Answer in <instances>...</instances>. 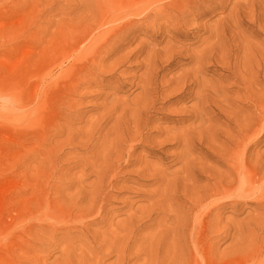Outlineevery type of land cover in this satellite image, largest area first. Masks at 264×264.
I'll use <instances>...</instances> for the list:
<instances>
[{"label":"rangeland","instance_id":"rangeland-1","mask_svg":"<svg viewBox=\"0 0 264 264\" xmlns=\"http://www.w3.org/2000/svg\"><path fill=\"white\" fill-rule=\"evenodd\" d=\"M145 2L0 0V264H264V0ZM88 22L118 49L65 103Z\"/></svg>","mask_w":264,"mask_h":264},{"label":"bare ground","instance_id":"bare-ground-1","mask_svg":"<svg viewBox=\"0 0 264 264\" xmlns=\"http://www.w3.org/2000/svg\"><path fill=\"white\" fill-rule=\"evenodd\" d=\"M150 1V0H149ZM152 1V0H151ZM155 1H159V0H155ZM146 2H147V0H146ZM145 2V3H146ZM161 2V1H160ZM159 2V3H160ZM148 4V3H147ZM154 4H155V2H154ZM145 5V4H144ZM144 5L142 6V8H144ZM133 6V5H132ZM131 6V7H132ZM146 6V5H145ZM152 6V5H151ZM129 7V5L126 7L128 10H125V14H129L130 12V14H133V11H131L132 9L130 8H128ZM141 7V6H140ZM140 7H139V9H140ZM133 8H135V7H133ZM137 8V7H136ZM141 8V9H142ZM149 8V7H148ZM140 9V10H141ZM135 10V9H134ZM139 10V11H140ZM117 9L116 10H114V12H111V13H107V14H105V15H99V16H97L96 17V19H95V23H97V25L98 26H102V25H106L108 22H111V21H113L115 18H117V16H116V14H117ZM147 11V10H146ZM129 12V13H128ZM135 12V11H134ZM119 13V12H118ZM138 13H140V12H138ZM145 13V12H144ZM124 14V13H123ZM134 14H136V13H134ZM137 15V14H136ZM93 16V15H92ZM95 16V15H94ZM91 18H93V17H91ZM82 20H83V18H81ZM84 20H86V19H84ZM88 20V19H87ZM80 21V20H79ZM148 21V20H147ZM81 22V21H80ZM75 23V22H74ZM78 23V22H77ZM83 23V22H82ZM86 23V22H85ZM93 23V22H92ZM94 23V24H95ZM73 24V23H72ZM91 24V23H90ZM116 24V23H115ZM79 25V24H78ZM110 25V24H109ZM70 26H72V25H70ZM73 27V26H72ZM105 27V26H104ZM68 28V27H67ZM94 28V27H93ZM71 30V29H70ZM93 31H94V29H92V25H89V22H88V25L87 26H83V27H81V28H79V29H75V28H73L70 32L73 34V36L71 37H66L65 39H63L62 41H59L57 44H55V40H56V38L53 40L54 41V44H55V46H57L56 48H58V50H60V49H63V48H65V53H64V55H65V57L64 58H68V59H72V61L74 60V61H76V64L75 65H73L72 66V68L69 70V68H68V70H66L65 72H66V76H65V78L63 79V81H64V84H63V93H64V96H65V103H70V104H74L75 102L77 103V101H79V99H80V96H82V95H80L79 94V92L82 90V89H86V87H88V86H91L93 83H95V81H96V79H94L93 77H92V74H93V72H98V75H99V77H102V76H104L105 75V72H104V68H101V66H100V63H101V61L103 60V59H105L108 55H110L111 53H113V49L114 48H117V43H116V41H115V39L114 38H110V35H109V33H102V35L100 36V37H102V39L103 40H101V39H92L91 40V42H89L90 40H87V43L89 44L87 47H85V50L83 51V49L81 50V47L84 45V41L89 37V35L90 34H93ZM92 32V33H91ZM62 35H63V33H61ZM66 34V33H65ZM61 36V35H60ZM63 37H65V36H63ZM71 38V39H70ZM70 39V40H69ZM72 39H73V41H72ZM119 39V38H118ZM84 42V43H83ZM53 43V42H52ZM53 44V45H54ZM123 44V43H122ZM68 46V47H67ZM122 46V45H121ZM67 48V49H66ZM83 48V47H82ZM118 49V48H117ZM199 50V49H198ZM197 50V51H198ZM201 50V49H200ZM204 50V49H203ZM149 55V54H148ZM150 57V59H151V56H149ZM149 57H148V64L151 62L150 61V59H149ZM123 59V58H122ZM128 59V58H127ZM126 59V60H127ZM67 60V59H66ZM123 60H125V59H123ZM122 60V61H123ZM128 61V60H127ZM150 61V62H149ZM62 62H64V61H62ZM120 62V60H118V61H116V64L117 65H123V63H118ZM104 63V62H103ZM145 63V62H144ZM73 64V63H72ZM117 65H116V67H117ZM146 65H147V62H146ZM196 65V64H195ZM100 66V68H98ZM151 66V65H150ZM194 66V65H193ZM59 67V66H58ZM107 67H109V66H107ZM113 67V66H112ZM111 67V68H112ZM119 67V66H118ZM148 67V66H147ZM110 68V67H109ZM145 68H146V66H145ZM147 69H150V67H148V68H146L145 70V74H143V75H145L144 76V79H147L146 77L148 76V74L150 73V76H151V74H153V72L152 71H150V72H148V74L146 73L147 72ZM155 69V68H154ZM109 70V69H108ZM112 70V69H111ZM110 70V71H111ZM115 70V69H114ZM113 70V71H114ZM124 70H126V69H124ZM123 70V71H124ZM151 70V69H150ZM107 71V70H106ZM109 72V71H108ZM107 72V73H108ZM112 72V71H111ZM124 73V72H123ZM122 73V74H123ZM147 74V75H146ZM195 74V73H194ZM62 75V74H61ZM94 75V74H93ZM153 76V75H152ZM152 76H151V79H152ZM198 76V75H197ZM105 77V76H104ZM205 77V76H204ZM58 78V77H57ZM108 78V77H107ZM148 78H149V76H148ZM102 79V78H101ZM108 79H110V78H108ZM99 80V79H98ZM112 80V79H111ZM67 81H69V82H67ZM103 81V80H102ZM98 82H100V81H98ZM142 82V81H141ZM144 82V81H143ZM146 82H147V80H146ZM151 82V81H150ZM96 83H97V81H96ZM111 84V83H110ZM141 84V83H140ZM147 84V83H146ZM152 84V83H151ZM187 84V83H186ZM109 85V84H108ZM141 85H143V84H141ZM95 86V85H94ZM146 87V86H145ZM214 88V87H213ZM205 89V88H204ZM145 90V89H144ZM85 91V90H84ZM83 92V91H82ZM81 92V93H82ZM111 92H114V91H111ZM146 93V92H145ZM144 93V94H145ZM143 94V93H142ZM198 94V93H197ZM77 95H78V97H79V99H76L75 97H77ZM80 95V96H79ZM85 95V94H84ZM197 96V95H196ZM60 97V96H59ZM138 97H142V95H140V96H138ZM199 97V96H198ZM143 98V97H142ZM141 98V99H142ZM61 99V98H60ZM197 99V98H196ZM139 100V99H138ZM62 101V100H61ZM197 101H198V99H197ZM258 102V101H257ZM153 103V102H152ZM64 104V103H63ZM69 104V105H70ZM113 104V103H112ZM118 104V103H117ZM115 105H116V103H115ZM196 105H198V104H196ZM66 106V105H65ZM74 106V105H73ZM110 106H111V104H110ZM119 106V105H118ZM69 107H71V105L69 106ZM69 107H67V108H69ZM62 108V107H61ZM73 108V107H72ZM110 108V107H109ZM134 108V107H133ZM113 110V112H115L114 111V108H112ZM61 110V109H60ZM74 110V109H73ZM107 110H111V109H107ZM116 110V109H115ZM118 110V109H117ZM116 110V111H117ZM120 110V109H119ZM143 111V110H142ZM141 111V112H142ZM105 112H106V110H105ZM107 112H110V111H107ZM124 112V111H123ZM144 112V111H143ZM112 113V112H111ZM119 113V112H118ZM121 113V112H120ZM145 113V112H144ZM194 113H196L195 111H194ZM109 114V113H108ZM135 114V113H134ZM173 114V113H172ZM263 114V113H262ZM63 115V114H62ZM61 115V116H62ZM110 115V114H109ZM115 115V114H114ZM117 115V114H116ZM141 115L142 114H140V117H141ZM121 116H122V114H121ZM120 114H119V119H121L120 117ZM63 118H64V116H62ZM67 117V116H66ZM117 117V116H116ZM118 118V117H117ZM141 120H143V119H141ZM92 121V120H91ZM118 121V120H117ZM140 121V120H139ZM142 122V121H141ZM199 122V121H198ZM202 122V121H201ZM91 123V122H90ZM89 124V123H88ZM143 125V124H142ZM262 126V125H261ZM87 129V128H86ZM142 129V128H141ZM144 129V128H143ZM259 129V128H258ZM138 130H139V128H138ZM255 130V129H254ZM134 131V130H133ZM139 132V131H138ZM87 133V132H86ZM128 133V132H127ZM137 133V132H136ZM140 133V132H139ZM137 134V135H140V134ZM130 135V134H129ZM121 137H122V134H121ZM137 137H139V136H137ZM141 137V136H140ZM132 138V137H131ZM120 139V138H119ZM138 139V138H137ZM230 139V138H229ZM128 140V139H127ZM126 140V141H127ZM135 140V139H134ZM139 140H141V139H139ZM247 140V139H246ZM121 141V140H120ZM138 142V141H137ZM241 142V141H240ZM109 143H111V142H109ZM112 144L113 143H111V144H109L111 147H112ZM241 144V143H240ZM78 145V144H77ZM82 145V144H81ZM244 145V144H243ZM80 146V145H79ZM84 146H87V145H84ZM83 146V148H85ZM109 146V147H110ZM81 148V147H80ZM219 148H220V146H219ZM87 149V148H86ZM85 149V150H86ZM108 149V148H107ZM185 149V148H184ZM236 149V148H235ZM238 149V148H237ZM112 150V149H111ZM127 150V149H126ZM125 150V151H126ZM107 151V150H106ZM131 151V150H130ZM134 152H135V150H134ZM234 152V151H233ZM238 152V151H237ZM106 153H108V151L107 152H105V154ZM129 154V153H128ZM235 154V153H234ZM81 156V155H80ZM79 156V157H80ZM91 156V155H90ZM117 156V155H116ZM232 156V155H231ZM103 157H104V155H103ZM119 157H121V156H119ZM234 157V156H233ZM243 157V156H242ZM128 158V157H127ZM81 159V158H80ZM84 159V158H83ZM103 159V158H102ZM115 159V158H114ZM233 159V158H232ZM104 160V159H103ZM125 160H126V158H125ZM224 160V159H223ZM235 160H236V158H235ZM239 160H241V159H239ZM243 160V159H242ZM117 161V160H116ZM123 161V160H122ZM231 161V160H230ZM237 161V160H236ZM260 161V160H259ZM110 162V161H109ZM124 162V161H123ZM185 162V161H184ZM101 163V162H100ZM104 163H105V161H104ZM103 163V164H104ZM125 163V162H124ZM131 163V162H130ZM257 163V162H256ZM259 163V162H258ZM262 163V162H261ZM261 163H259V164H261ZM235 164V163H234ZM259 164H257V165H259ZM100 165V164H99ZM105 165V164H104ZM104 165H103V167H104ZM232 165H233V163H232ZM250 165V164H249ZM262 165V164H261ZM264 165V164H263ZM101 166V165H100ZM186 166V165H185ZM97 167H98V165H97ZM102 167V168H103ZM105 167H106V165H105ZM108 167V166H107ZM110 167H112V165H110ZM255 168H256V166H254ZM259 167V166H258ZM101 168V167H100ZM100 168H98L99 170H100ZM250 168V167H249ZM253 168V167H252ZM96 170V172L97 171H99V170ZM111 168H109V170H110ZM247 168H246V166H245V164L242 162V163H237V165H235V168H234V172L233 173H235V175H236V177H238L239 178V180H243V178H244V175H245V170H246ZM102 170H104V168L102 169ZM107 170H108V168H107ZM108 170V171H109ZM232 170H233V168H232ZM252 170V169H251ZM253 170H255V169H253ZM105 171V170H104ZM100 172H102V171H99L98 172V175H99V173ZM106 172V171H105ZM115 172V171H114ZM117 172L119 173V171L117 170ZM256 172V171H255ZM264 172V171H263ZM111 173V172H110ZM254 173V172H253ZM107 174V173H106ZM261 175V174H260ZM101 176H103V175H101ZM226 178V177H225ZM256 178V177H255ZM259 178V177H258ZM213 179V178H212ZM226 179H228V178H226ZM260 179V178H259ZM211 180V179H210ZM209 180V181H210ZM213 180H215V178L213 179ZM225 180V179H224ZM233 180V179H232ZM241 180V181H242ZM263 180V179H262ZM257 181V180H256ZM216 182V181H215ZM254 182V181H253ZM209 183V182H208ZM211 183V182H210ZM218 184V183H217ZM236 187V186H235ZM239 187V189L241 188L240 187V185L238 186ZM243 187V186H242ZM219 188V187H218ZM221 188V187H220ZM237 188V187H236ZM242 189V188H241ZM216 191V190H215ZM233 191H235V189H233ZM233 191L231 192L232 194H235V193H233ZM240 191V190H239ZM243 192H245V189H244V191ZM223 193V192H222ZM225 193V192H224ZM236 193H238V192H236ZM240 193V192H239ZM239 193H238V195H239ZM241 193H242V191H241ZM241 193H240V195H241ZM202 195H203V193H201ZM219 195V194H218ZM221 195V194H220ZM224 195V194H223ZM230 196V195H229ZM248 196V195H247ZM199 197H200V195H199ZM202 197V196H201ZM211 197V196H210ZM240 197V196H239ZM191 198V197H190ZM203 198V197H202ZM205 198V197H204ZM208 198V197H207ZM212 198V197H211ZM215 198V197H214ZM261 198V197H260ZM198 199V198H197ZM199 200V199H198ZM201 200V199H200ZM203 200V199H202ZM192 201V200H191ZM195 202V201H194ZM200 202V201H199ZM192 203H193V201H192ZM202 203V202H201ZM204 203V202H203ZM191 204V203H190ZM197 204V203H196ZM198 204H200V203H198ZM214 206V205H213ZM200 218V217H199ZM185 221V220H184ZM184 224V223H183ZM196 224V223H195ZM194 247V246H193ZM194 250V249H193ZM241 256V255H240ZM262 258V257H261Z\"/></svg>","mask_w":264,"mask_h":264}]
</instances>
